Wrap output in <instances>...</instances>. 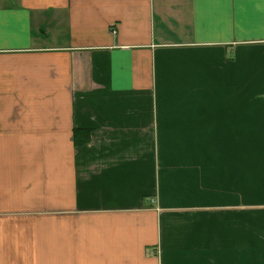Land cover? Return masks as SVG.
Returning a JSON list of instances; mask_svg holds the SVG:
<instances>
[{"label":"crops","instance_id":"1","mask_svg":"<svg viewBox=\"0 0 264 264\" xmlns=\"http://www.w3.org/2000/svg\"><path fill=\"white\" fill-rule=\"evenodd\" d=\"M0 264H264V0H0Z\"/></svg>","mask_w":264,"mask_h":264}]
</instances>
